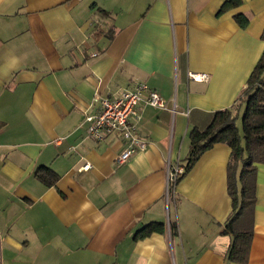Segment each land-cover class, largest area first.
I'll use <instances>...</instances> for the list:
<instances>
[{"label": "crops", "instance_id": "obj_1", "mask_svg": "<svg viewBox=\"0 0 264 264\" xmlns=\"http://www.w3.org/2000/svg\"><path fill=\"white\" fill-rule=\"evenodd\" d=\"M226 1L0 0V264H235L229 147L214 144L165 194L191 130L236 105L264 48V0L219 13ZM137 83L166 109H140L146 149L118 165L122 141L89 137L84 113ZM41 167L54 186L36 180ZM255 199L246 264H264V165ZM153 223L163 231L135 237Z\"/></svg>", "mask_w": 264, "mask_h": 264}, {"label": "trees", "instance_id": "obj_2", "mask_svg": "<svg viewBox=\"0 0 264 264\" xmlns=\"http://www.w3.org/2000/svg\"><path fill=\"white\" fill-rule=\"evenodd\" d=\"M241 3V0L226 1L219 13L235 8ZM234 21L241 29L248 25V19L243 14L235 15ZM260 38L264 43V29ZM242 107L244 111L241 129H238L236 119ZM219 143L227 145L230 149L226 168V190L231 200V212L224 224V233L231 236V243L225 258L230 263L246 264L253 234L257 165H264V48L236 100V105L214 112L204 129L195 128L189 133V152L181 165L184 171L177 183L201 154ZM34 177L45 187L54 186L58 180V175L45 167L37 169ZM162 231L161 224L153 223L137 232L135 237L143 238Z\"/></svg>", "mask_w": 264, "mask_h": 264}, {"label": "built area", "instance_id": "obj_3", "mask_svg": "<svg viewBox=\"0 0 264 264\" xmlns=\"http://www.w3.org/2000/svg\"><path fill=\"white\" fill-rule=\"evenodd\" d=\"M190 81L206 82L208 75L188 71ZM96 99H94L95 101ZM150 107L165 110L164 99L145 83H137L129 90H117L99 102V109L94 114L84 113L83 123L89 137L101 142L111 136L119 138L123 148L116 156L115 162L122 165L135 153L146 149L147 141L138 135L137 125L141 119L140 109ZM83 165L79 170H87ZM181 165H168L166 173V197L174 189L177 179L183 174Z\"/></svg>", "mask_w": 264, "mask_h": 264}, {"label": "rangeland", "instance_id": "obj_4", "mask_svg": "<svg viewBox=\"0 0 264 264\" xmlns=\"http://www.w3.org/2000/svg\"><path fill=\"white\" fill-rule=\"evenodd\" d=\"M243 111H244V108L242 107V109H240V111L238 113L239 115L236 119V126L238 129H241V118H242Z\"/></svg>", "mask_w": 264, "mask_h": 264}]
</instances>
